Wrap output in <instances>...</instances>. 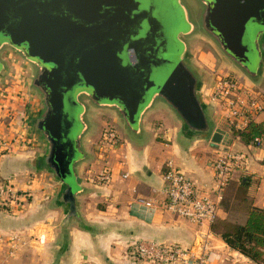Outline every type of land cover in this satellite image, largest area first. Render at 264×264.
<instances>
[{"label":"water","instance_id":"1","mask_svg":"<svg viewBox=\"0 0 264 264\" xmlns=\"http://www.w3.org/2000/svg\"><path fill=\"white\" fill-rule=\"evenodd\" d=\"M198 2L202 14L193 18L184 0H0V78L8 72L1 55L6 48L33 70L29 86L43 107L31 126L45 142L37 164L62 184L57 203L67 207L66 240L72 219L85 226L78 167L89 155L92 106L116 110L142 137L143 117L160 99L190 135L220 143L226 130L215 127L201 92L204 78L190 62L184 37L196 29L248 78H261L264 0Z\"/></svg>","mask_w":264,"mask_h":264},{"label":"crops","instance_id":"2","mask_svg":"<svg viewBox=\"0 0 264 264\" xmlns=\"http://www.w3.org/2000/svg\"><path fill=\"white\" fill-rule=\"evenodd\" d=\"M1 55L9 67L7 74L0 78L5 88L0 92V174L16 189L30 194L21 205L0 211V264H144L127 253L131 243L138 239L179 242L196 248L200 242L196 244L197 240L203 237L209 240L211 247L209 264H236L237 260L250 264L252 259L213 233L211 224L193 222L162 205L163 173L167 163L172 161L200 185H211L213 161L221 146L210 136L190 135L173 109L160 99L143 117L142 137H136L127 129L116 110L97 108L99 132L94 139L90 132L85 137L89 155L78 167L85 185L78 196V209L85 226L72 219L66 240L62 223L67 207L57 203L62 184L51 170L37 164L44 153L45 142L31 126V119L42 110V99L30 88L27 76H20L24 67L29 74L28 64L10 48L4 49ZM224 68L264 93V71L255 82L228 61ZM213 85L204 80L201 92L215 127L226 130L228 121L219 103L211 99ZM255 119H264V110ZM108 124L118 131L121 144L116 150L98 154L99 159L93 162L90 144L100 138L101 129ZM236 145L245 153L247 162L235 173L233 185L226 187L225 196L230 195L233 201L240 177L250 175L249 192L254 204L264 206V146L240 139ZM106 158L112 179L96 183L93 175ZM148 199L154 202L153 206L145 204L144 200ZM227 211L230 210L224 209L221 214L225 216ZM238 213L239 220L243 221L246 214ZM11 234L18 235L13 253Z\"/></svg>","mask_w":264,"mask_h":264},{"label":"built area","instance_id":"3","mask_svg":"<svg viewBox=\"0 0 264 264\" xmlns=\"http://www.w3.org/2000/svg\"><path fill=\"white\" fill-rule=\"evenodd\" d=\"M0 83H3L0 81ZM5 88L0 84V92ZM211 99L216 100L228 121L227 136L219 143L221 150L213 161L214 178L211 185H200L194 178L176 167L172 161L167 163L163 173L162 205L199 224H211L217 217L225 196V190L235 173L246 166L245 153L237 148L238 130L243 129L252 119L264 110V93L247 84L241 77L233 74L219 76L213 85ZM255 145H263L262 137L255 138ZM121 137L113 125H105L96 141L98 154L116 150ZM4 152V151H2ZM127 175V173H125ZM112 179L109 166L102 167L93 180L107 183ZM29 191H20L0 174V211L21 205ZM153 206L150 199L144 200ZM2 237V236H0ZM43 239V235L41 236ZM11 252L18 244V235L9 236ZM210 243L206 237L200 239L198 246H184L179 242H166L157 239H138L131 243L127 253L144 264H209ZM83 264H92L85 262Z\"/></svg>","mask_w":264,"mask_h":264},{"label":"trees","instance_id":"4","mask_svg":"<svg viewBox=\"0 0 264 264\" xmlns=\"http://www.w3.org/2000/svg\"><path fill=\"white\" fill-rule=\"evenodd\" d=\"M237 134L245 143L255 144L257 136L262 137L264 141V119H252L243 129L238 130ZM251 184L250 175H242L234 192V200L232 201L230 195L227 198L224 196L221 204L225 210L244 212L246 218L240 221L217 214L211 223V230L232 248L257 263L264 264V206L254 204L249 192Z\"/></svg>","mask_w":264,"mask_h":264},{"label":"rangeland","instance_id":"5","mask_svg":"<svg viewBox=\"0 0 264 264\" xmlns=\"http://www.w3.org/2000/svg\"><path fill=\"white\" fill-rule=\"evenodd\" d=\"M185 5L190 9L192 12L193 18L201 17V5L198 2V0H184ZM188 43H189V56H190V62L191 64L195 67V69L198 71L199 74H201L202 78L206 80L208 83H215L217 78L219 76H223L226 74H233L232 72H228V69L224 68L225 64L227 63L226 58L221 54L219 51V48L215 42V40L209 35H207L204 31L201 29H196L194 30L191 34L184 36ZM210 56H213L214 59ZM29 68L31 67L30 64L28 65ZM33 74V70L29 69V74H28V69L26 67L22 68L20 72V76H27L28 83L31 81V77ZM234 75V74H233ZM88 117L89 121L91 123V130L89 134H94L92 135V139L96 137V135L99 132V127H97L100 122L98 123V117H99V110L96 108H93V106L89 109L88 111ZM104 115V114H103ZM106 116V115H104ZM96 119V120H95ZM105 126L101 129L103 131ZM93 143V145H92ZM96 143V142H95ZM94 142H91V149L93 150L94 154V159L93 162H96L99 157H98V149L96 147ZM96 156V157H95ZM108 159H103L101 163L99 164L102 167L108 166ZM232 181V180H231ZM230 183L227 185V187L230 186ZM233 184H231L232 186ZM227 189V188H226ZM224 209L220 207L219 213H223ZM225 216L231 219L239 220L240 216L238 211L235 210H230L225 213ZM234 257V256H233ZM242 264H248L246 262H243L242 260H237L236 264L239 263ZM250 264H259L254 260H251L249 262Z\"/></svg>","mask_w":264,"mask_h":264}]
</instances>
